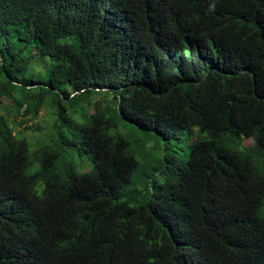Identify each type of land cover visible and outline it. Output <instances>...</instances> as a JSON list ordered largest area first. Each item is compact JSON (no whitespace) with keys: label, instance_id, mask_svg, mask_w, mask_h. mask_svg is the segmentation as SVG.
I'll use <instances>...</instances> for the list:
<instances>
[{"label":"trees","instance_id":"16d2710c","mask_svg":"<svg viewBox=\"0 0 264 264\" xmlns=\"http://www.w3.org/2000/svg\"><path fill=\"white\" fill-rule=\"evenodd\" d=\"M263 211L264 0H0V264H264Z\"/></svg>","mask_w":264,"mask_h":264},{"label":"rangeland","instance_id":"374dc122","mask_svg":"<svg viewBox=\"0 0 264 264\" xmlns=\"http://www.w3.org/2000/svg\"><path fill=\"white\" fill-rule=\"evenodd\" d=\"M24 50L26 53H34V58L30 64L29 74L38 81H44L53 65L52 58L49 56H42L40 54L36 55L37 50L33 45H27ZM25 109L26 107L22 110L23 113L25 112ZM31 117L32 116H25V114L16 115L15 113H12L10 120L15 121L17 124L24 123L21 127L16 126V129L18 131H22L23 134L26 135L33 143H36L41 137L47 135V131L55 120V116L48 109L44 108L39 112L36 118ZM123 132L131 137L130 139L134 143V148L136 150L141 148V145H143V151H147L148 153H151V155L155 156L162 155L163 140L156 137L154 133L146 134L145 132L129 125L124 128ZM133 139L139 140V142L136 143ZM252 143L251 139H246L244 141L245 146H250ZM173 145L176 149L182 148L186 150L185 155H187L185 156V159H187L191 146V138L188 132L182 133L180 139L175 140ZM138 152L140 155L142 154L141 151ZM140 155L137 158L142 162V157ZM84 167L86 168V171H91L93 170L94 164L87 161ZM262 216L264 217V211L262 212Z\"/></svg>","mask_w":264,"mask_h":264},{"label":"water","instance_id":"95a60500","mask_svg":"<svg viewBox=\"0 0 264 264\" xmlns=\"http://www.w3.org/2000/svg\"><path fill=\"white\" fill-rule=\"evenodd\" d=\"M99 90V89H98Z\"/></svg>","mask_w":264,"mask_h":264}]
</instances>
